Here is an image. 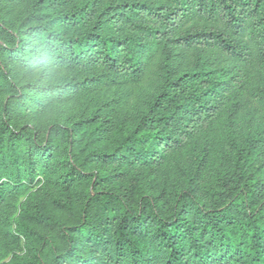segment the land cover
Listing matches in <instances>:
<instances>
[{
    "label": "trees",
    "instance_id": "1",
    "mask_svg": "<svg viewBox=\"0 0 264 264\" xmlns=\"http://www.w3.org/2000/svg\"><path fill=\"white\" fill-rule=\"evenodd\" d=\"M0 264H264V0H0Z\"/></svg>",
    "mask_w": 264,
    "mask_h": 264
},
{
    "label": "rangeland",
    "instance_id": "2",
    "mask_svg": "<svg viewBox=\"0 0 264 264\" xmlns=\"http://www.w3.org/2000/svg\"><path fill=\"white\" fill-rule=\"evenodd\" d=\"M148 91L151 89L147 87H143L141 85L137 86H124V87H110L107 86L103 90L99 91L100 96L105 97H123L126 98L130 104H134L138 101L141 96H145ZM138 102H141L139 100ZM80 101H71L68 103L53 104L48 111L45 113V119L52 120L56 119L60 112H65L66 114L74 113L79 109Z\"/></svg>",
    "mask_w": 264,
    "mask_h": 264
}]
</instances>
